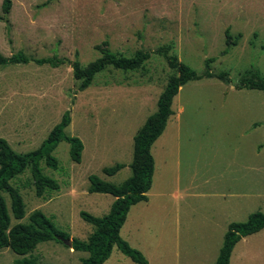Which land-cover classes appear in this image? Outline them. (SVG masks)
<instances>
[{
	"label": "rangeland",
	"instance_id": "obj_1",
	"mask_svg": "<svg viewBox=\"0 0 264 264\" xmlns=\"http://www.w3.org/2000/svg\"><path fill=\"white\" fill-rule=\"evenodd\" d=\"M3 3L0 53L65 62L56 68L34 62L0 67V137L19 153L33 151L71 110L65 132L84 145L81 163L71 159L65 140L54 151L58 169L42 162L59 191L39 197L30 168L11 181L26 205L25 217L15 219L3 192L12 225L41 210L69 235L65 239L87 240L95 231L81 212L101 218L114 197L91 193L89 176L120 185L132 175L135 135L178 74L157 49L170 46V54L199 75L208 70V58L215 59L213 73H229L230 82L203 77L181 87L152 148L149 200L131 207L121 229L148 264H213L227 225L264 212V91L237 88L255 68L264 75V0H12L8 14ZM227 31L238 44L223 54ZM106 40L120 56L144 50L150 58L134 71L108 66L81 89L71 63L94 62ZM117 163L126 167L107 176L104 169ZM87 256L51 240L26 256L0 249V264H20L25 257L38 264H81ZM104 264L137 263L115 247ZM231 264H264V229L238 243Z\"/></svg>",
	"mask_w": 264,
	"mask_h": 264
},
{
	"label": "trees",
	"instance_id": "obj_2",
	"mask_svg": "<svg viewBox=\"0 0 264 264\" xmlns=\"http://www.w3.org/2000/svg\"><path fill=\"white\" fill-rule=\"evenodd\" d=\"M12 0H4L3 9L9 13ZM0 20L7 21L0 15ZM227 49L223 54L238 44L237 40L227 31ZM99 46L102 56L87 66H82L76 59L71 63L74 77L79 80L80 88L87 89L95 79L96 75L108 66L124 71H134L140 68L150 58V53L144 50L137 51L131 57L120 56L109 47V42H103ZM171 47L164 46L156 50L167 59L169 66L177 70V75L170 78L165 89L161 93L157 111L151 114L143 126L138 130L134 138V156L130 164L132 175L122 184L116 185L106 181L98 175L89 176L90 192L107 193L115 197L108 214L101 218L82 211L81 216L95 226V231L87 240L73 239V249L76 251L88 252L89 256L81 260V264H104L111 256L115 247L126 254L137 264H148V259L138 248L133 247L121 235L131 207L149 200L148 192L153 186L155 173V158L152 153L154 143L164 133L170 117L174 114L173 102L181 87L189 81L199 80L203 77H218L230 82L229 73L221 72L215 74L211 71L210 65L214 58L207 59V71L199 75L190 65L180 61L176 55L170 54ZM30 62L38 65L50 64L52 67H59L65 62L60 58H31L23 51L5 56L0 53V67L11 64H28ZM238 89H257L264 91V75L258 69H253L250 75L240 78L237 84ZM71 123V110L64 113L62 120L49 133L42 145L37 149L19 153L15 151L6 138L0 137V249L11 248L19 255L26 256L33 252L41 243L51 240L63 242L69 235L59 229L52 220L41 210H35L29 217L28 222H19L12 225L9 207L6 205L3 192H7L11 198V209L15 219L21 220L26 215V205L20 190L11 181L31 169L35 185V192L39 197L47 192L58 191L59 182L44 174L42 162L50 168L58 169L59 160L54 154L59 143L63 140L70 145V156L75 162L82 161L84 145L75 136H69L65 129ZM124 163H117L115 166L106 167L104 173L109 176L115 175L123 169ZM264 229V212L256 211L250 214L244 222H232L224 237L219 256L214 264H231V257L235 246L244 237L256 234ZM20 264H38L34 259L23 258L18 261Z\"/></svg>",
	"mask_w": 264,
	"mask_h": 264
},
{
	"label": "crops",
	"instance_id": "obj_3",
	"mask_svg": "<svg viewBox=\"0 0 264 264\" xmlns=\"http://www.w3.org/2000/svg\"><path fill=\"white\" fill-rule=\"evenodd\" d=\"M161 136H162V135H161ZM161 136H160V137H161ZM160 137H159V138H160ZM159 138H158V139H159ZM80 163H81V162H80ZM125 167H126V166H125ZM118 172H119V171H118ZM107 176H109V175H107ZM58 191H59V190H58ZM91 193H95V192H91ZM98 193H102V192H98ZM46 194H47V193H46ZM103 194H107V193H103ZM109 195H110V194H109ZM113 197H114V196H113ZM114 200H115V197H114ZM114 200H113V201H114ZM146 202H148V201H146ZM112 203H113V202H112ZM229 224H230V223H229ZM229 224L227 225V229H226V231H225V234H226V232H227V230H228V226H229ZM225 234H224V237H225ZM224 237H223V241H222L221 244H220V249H221V247H222V245H223ZM244 238H246V237H244ZM244 238H243V239H244ZM241 241H242V240H241ZM241 241H239L238 243H240ZM238 243H237V245H238ZM237 245H236V246H237ZM236 246H235V248H236ZM71 248H72V247H71ZM72 249H73V248H72ZM234 250H235V249H234ZM219 251H220V250H219ZM80 252H84V251H80ZM86 253H88V252H86ZM233 255H234V251H233L232 257H233ZM88 256H89V253H88ZM88 256H87V257H88ZM232 257H231V259H232ZM216 260H217V258H216ZM216 260L213 262V264L216 262Z\"/></svg>",
	"mask_w": 264,
	"mask_h": 264
},
{
	"label": "water",
	"instance_id": "obj_4",
	"mask_svg": "<svg viewBox=\"0 0 264 264\" xmlns=\"http://www.w3.org/2000/svg\"><path fill=\"white\" fill-rule=\"evenodd\" d=\"M63 242L66 243L69 247H73L72 239H63Z\"/></svg>",
	"mask_w": 264,
	"mask_h": 264
}]
</instances>
